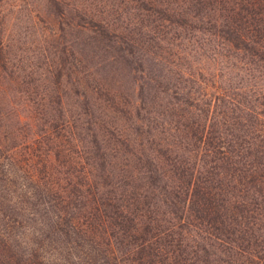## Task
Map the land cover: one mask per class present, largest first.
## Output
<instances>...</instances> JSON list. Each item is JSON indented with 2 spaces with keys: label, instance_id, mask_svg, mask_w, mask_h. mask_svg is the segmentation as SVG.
Returning a JSON list of instances; mask_svg holds the SVG:
<instances>
[{
  "label": "trees",
  "instance_id": "trees-1",
  "mask_svg": "<svg viewBox=\"0 0 264 264\" xmlns=\"http://www.w3.org/2000/svg\"><path fill=\"white\" fill-rule=\"evenodd\" d=\"M185 2L222 44L264 63V0ZM188 75L203 90L189 98L205 108L184 125L187 157L146 138L137 152L118 141L114 150L134 159L127 171L131 163L107 162L98 145L83 151L73 135L61 151L44 148L58 140L49 130L0 131V264H264V111L227 113L223 93Z\"/></svg>",
  "mask_w": 264,
  "mask_h": 264
},
{
  "label": "rangeland",
  "instance_id": "rangeland-1",
  "mask_svg": "<svg viewBox=\"0 0 264 264\" xmlns=\"http://www.w3.org/2000/svg\"><path fill=\"white\" fill-rule=\"evenodd\" d=\"M185 1L143 0L154 10L141 0H0V131L49 130L58 140L44 148L61 151L73 135L81 150L98 145L99 156L131 163L130 171L134 159L114 150L118 141L137 152L136 140L146 138L187 157L184 125L193 129L205 108L189 98L203 90L188 74L209 93H223L227 113L231 104L264 111V63L222 44ZM67 49L84 71L74 73Z\"/></svg>",
  "mask_w": 264,
  "mask_h": 264
}]
</instances>
